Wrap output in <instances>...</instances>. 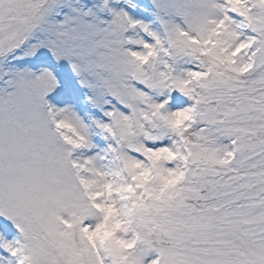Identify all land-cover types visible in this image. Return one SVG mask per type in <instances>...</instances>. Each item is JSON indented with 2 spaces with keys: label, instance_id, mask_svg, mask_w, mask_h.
I'll use <instances>...</instances> for the list:
<instances>
[{
  "label": "snow or ice",
  "instance_id": "6c2138e0",
  "mask_svg": "<svg viewBox=\"0 0 264 264\" xmlns=\"http://www.w3.org/2000/svg\"><path fill=\"white\" fill-rule=\"evenodd\" d=\"M0 264H264V0H0Z\"/></svg>",
  "mask_w": 264,
  "mask_h": 264
}]
</instances>
